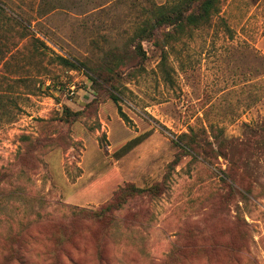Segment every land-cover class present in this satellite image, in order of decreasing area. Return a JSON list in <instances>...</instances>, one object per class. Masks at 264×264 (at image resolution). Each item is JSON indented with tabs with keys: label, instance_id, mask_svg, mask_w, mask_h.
Here are the masks:
<instances>
[{
	"label": "rangeland",
	"instance_id": "374dc122",
	"mask_svg": "<svg viewBox=\"0 0 264 264\" xmlns=\"http://www.w3.org/2000/svg\"><path fill=\"white\" fill-rule=\"evenodd\" d=\"M187 1L0 0V264H264V0Z\"/></svg>",
	"mask_w": 264,
	"mask_h": 264
},
{
	"label": "trees",
	"instance_id": "16d2710c",
	"mask_svg": "<svg viewBox=\"0 0 264 264\" xmlns=\"http://www.w3.org/2000/svg\"><path fill=\"white\" fill-rule=\"evenodd\" d=\"M201 1L199 4H197L194 8V10H191L193 0H188L187 3V9L185 10L183 7L182 2L176 3L173 6L167 7L166 5H161L157 8L155 11V23L153 25H148L144 27L140 31V35L142 37V40L145 39H151L153 36H156L158 33H160L163 29V27H170L171 31L166 33V36H171L173 33H182L185 31V27L187 24H198L200 21L203 20H209L212 14L218 13L219 9L216 8V0H196ZM190 10V11H189ZM186 11H189L188 14H186ZM36 41H40L38 38H34ZM157 45H161L159 43V40L156 41ZM162 46H167V43H162ZM140 48V50H137V48ZM136 47L135 54L139 55L142 51V46L139 44V46ZM165 56V54L163 55ZM59 59L62 61L63 64H66L67 66L76 67L74 62H71L70 60L59 57ZM101 74L98 75L100 77ZM113 99H118L115 95H113ZM187 136L186 134H183L182 137ZM186 148H184V151L188 153V149H193L199 147L198 144H193L192 142H184ZM120 204L116 203V201L110 202L106 207H102L97 213V216L102 217L103 215H106L108 213L113 212L116 208H119ZM95 213V214H96Z\"/></svg>",
	"mask_w": 264,
	"mask_h": 264
},
{
	"label": "built area",
	"instance_id": "2783aa9c",
	"mask_svg": "<svg viewBox=\"0 0 264 264\" xmlns=\"http://www.w3.org/2000/svg\"><path fill=\"white\" fill-rule=\"evenodd\" d=\"M73 93V92H72Z\"/></svg>",
	"mask_w": 264,
	"mask_h": 264
}]
</instances>
